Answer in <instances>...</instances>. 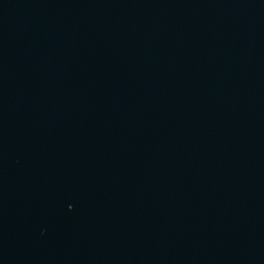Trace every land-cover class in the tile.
<instances>
[{
    "label": "water",
    "instance_id": "obj_1",
    "mask_svg": "<svg viewBox=\"0 0 264 264\" xmlns=\"http://www.w3.org/2000/svg\"><path fill=\"white\" fill-rule=\"evenodd\" d=\"M0 264H264V0H0Z\"/></svg>",
    "mask_w": 264,
    "mask_h": 264
}]
</instances>
